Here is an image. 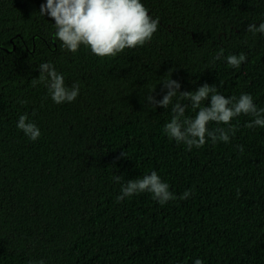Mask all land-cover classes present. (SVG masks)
Wrapping results in <instances>:
<instances>
[{"label":"trees","instance_id":"16d2710c","mask_svg":"<svg viewBox=\"0 0 264 264\" xmlns=\"http://www.w3.org/2000/svg\"><path fill=\"white\" fill-rule=\"evenodd\" d=\"M141 2L159 18L151 42L99 58L61 46L39 13L46 0H0V264H264V127L241 115L229 143L188 151L163 131L171 107L146 101L153 89L162 99L171 75L179 91L207 83L264 108V35L247 31L264 22V0ZM240 53L246 62L228 66ZM45 62L66 86L79 82L74 102L32 86ZM22 114L38 140L17 129ZM151 171L177 199L117 202L122 185Z\"/></svg>","mask_w":264,"mask_h":264},{"label":"clouds","instance_id":"9594fccd","mask_svg":"<svg viewBox=\"0 0 264 264\" xmlns=\"http://www.w3.org/2000/svg\"><path fill=\"white\" fill-rule=\"evenodd\" d=\"M39 13L54 20L55 38L61 42L64 49L74 54L83 46L99 58H114L125 49L144 46L151 42L159 28V18H153L141 0H46V3L40 6ZM247 31L253 35H264V22L258 26L255 23L249 24ZM222 53L223 50L215 59H219ZM246 60L247 57L243 53L226 57L227 65L232 68H239ZM38 68L40 74L38 79L32 81L33 87L43 84L51 100L58 105L77 99L79 82L70 87L66 86L64 75L58 73L50 63H41ZM170 77L161 83L166 89L162 99L156 100L152 95L153 89L146 101L154 108L171 107L173 115L170 122L164 125L163 131L178 144L183 143L186 150L191 151L193 147L202 148L209 139L213 144L229 143L237 131L232 121L241 115L252 117L245 127H264V108L257 107L251 94L241 93L238 98L226 97L220 94L214 85L207 83L195 91H179L180 83ZM189 104L195 113L191 117L185 116ZM212 123L218 126L210 130L209 125ZM16 127L30 141L34 142L41 137L39 127L28 119L27 114L19 116ZM237 147L243 153V146ZM121 155L123 156V153ZM120 179V176H113L115 183H120ZM144 192L150 193L161 205L177 199L169 190L168 183L164 182L156 171H151L142 178L128 180L122 185L116 200L120 202ZM191 194L190 189L186 190L179 199L186 200ZM31 264L45 262L40 260ZM194 264L204 262L197 258Z\"/></svg>","mask_w":264,"mask_h":264},{"label":"flooded vegetation","instance_id":"af4514ba","mask_svg":"<svg viewBox=\"0 0 264 264\" xmlns=\"http://www.w3.org/2000/svg\"><path fill=\"white\" fill-rule=\"evenodd\" d=\"M3 58V57H2ZM0 81H1V79H0Z\"/></svg>","mask_w":264,"mask_h":264}]
</instances>
